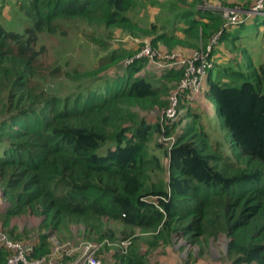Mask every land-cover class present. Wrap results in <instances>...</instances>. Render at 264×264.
<instances>
[{"label": "trees", "instance_id": "trees-1", "mask_svg": "<svg viewBox=\"0 0 264 264\" xmlns=\"http://www.w3.org/2000/svg\"><path fill=\"white\" fill-rule=\"evenodd\" d=\"M146 1L31 0L33 26L19 33L0 24V190L8 203L5 214L40 219L35 256L48 252L50 234L72 235L74 227H82L86 238L107 243L132 240L140 229L151 235L150 246L173 237L199 245L223 236L231 264H264V65L254 67L247 49L241 61L232 57V64L214 74L210 69L205 77L206 95L214 101L230 151L220 148L225 142L213 146L206 133L191 128L176 133L165 151L166 168L157 157L147 156L152 127L132 107L158 105L160 96L172 90L170 83L181 79V69L160 71L169 85L157 88L135 75L144 59L125 65L129 56L112 52L94 74L119 61L124 73L104 92L85 87L63 94L55 78L78 82L84 73L73 75L60 65L41 63L47 49L38 45L39 37L54 29V20L94 21L100 13L107 25L127 26L128 12ZM208 1L244 9L254 2L188 0L178 9L169 3L177 11L174 17L185 22L184 34L198 40L202 27L207 41L222 30L216 43L227 33L220 14L200 8ZM228 35L231 43L240 38ZM167 37L162 33L155 41ZM213 52L214 45L210 60ZM156 131H161L159 125ZM100 148L106 152L100 154ZM123 251L112 250L117 264H149L137 247ZM6 255L0 249V264Z\"/></svg>", "mask_w": 264, "mask_h": 264}, {"label": "rangeland", "instance_id": "rangeland-1", "mask_svg": "<svg viewBox=\"0 0 264 264\" xmlns=\"http://www.w3.org/2000/svg\"><path fill=\"white\" fill-rule=\"evenodd\" d=\"M30 1L0 0V24L9 31L19 33H22L27 27L33 26ZM149 1L152 0H148L145 5L141 4V7L128 12L130 24L127 26L107 25L101 20L100 13H96L97 20L94 21L78 17L63 21L54 20V29L40 34L38 45L43 44L47 49L46 56L41 60L44 66L60 65L64 71H68L73 75H76L75 72L78 74L84 73L85 75L78 82L71 80L69 77L66 79L55 78L54 82L60 85L59 93L79 92L85 87L104 92L106 85L108 83L112 84L114 79L123 72L122 61H119L112 69L94 74L101 59L112 52L117 55L126 53V56L130 57L144 45L150 44L162 51L178 52L187 60L191 59L194 53H205L216 33L205 41L201 27V37L199 36L198 40L187 36L183 32V23L185 22L174 17L177 11L174 12L168 8L169 3H174L175 9L186 7L188 0H157L158 3H149ZM200 8L220 14L222 16V28L226 29L227 33L226 39L212 44V46L214 45L213 59H211L213 72H220L232 64V57L241 61L243 49H247L251 53L250 57L254 67L264 65V23L261 22L264 16L254 15L245 22H240L243 24H229V18L236 14L242 15L241 12H235L239 9H234H244L241 5L231 8L217 1H208L200 5ZM231 32L240 37L234 43L228 41L230 40L228 33ZM162 33L168 34V41L156 42L155 40ZM144 63V67L135 74L136 76L146 78L157 88H165L169 85L166 79L160 77V71L148 59H144ZM173 70L177 71L179 69L175 68ZM181 70L184 73V70ZM179 83L180 80L176 83H170L173 86L170 93L167 95L163 93L160 96L159 99L162 100L164 106H160L161 101L158 100V105L151 109L143 110L132 107V110L143 116L152 127L146 144L147 156L160 159L164 168L167 166L165 151L173 145L174 140H176V133L179 135L191 128L206 133L210 137L213 146L225 142V147L222 148V144H220V148L225 153L230 151L226 146V133L223 129L221 130L217 112L214 108V101H211L208 96H203L201 99L204 93L200 90L194 98L201 99L198 105H195L197 102L193 100V97L186 99L184 93L180 92L182 98H179L176 117L168 118L165 115L170 98ZM76 85H79V88H76ZM204 88L205 83L202 90ZM181 99L183 102L186 100V102L184 104L180 103ZM158 125L161 129L160 132L156 131ZM167 125L168 127H166ZM98 152L103 154L106 152V148H100ZM161 178L166 180V175L161 174ZM7 206L8 203L3 198V193L0 190V232L14 240L36 246L39 243V235L42 233L38 230L40 219L29 214L20 217H7L5 214ZM117 229L120 230L122 227L118 226ZM118 232L117 237L121 238L122 236ZM83 233L82 227H75L72 228V235L68 231H64L65 237L61 236V233L50 234L47 241L49 250L44 254L54 253L56 247L65 243H69L72 247L86 243H97L94 239L86 238ZM132 236L134 240L132 239L131 243L126 246V252H128L130 246L137 247L149 264H231L226 256L228 239L223 236L217 240H210L199 245H191L183 238L179 240L180 238L173 237L167 241L159 240L156 246H150L151 235L143 233L140 229H135ZM123 240L116 239L113 243L105 241L100 243L98 256L102 264H117L112 257V250H122L120 247L124 249L123 246L119 245ZM57 257L60 261L68 260L66 257H60L59 254H57Z\"/></svg>", "mask_w": 264, "mask_h": 264}, {"label": "built area", "instance_id": "built-area-1", "mask_svg": "<svg viewBox=\"0 0 264 264\" xmlns=\"http://www.w3.org/2000/svg\"><path fill=\"white\" fill-rule=\"evenodd\" d=\"M239 9L242 15H234L229 18V24H237L245 22L248 18L254 15L264 16V0H255V2L248 8H234ZM218 31L213 37L211 44L206 48L205 53H194L191 59H185L180 53L174 51H162L150 44L141 47L134 55L126 58L123 63L130 64L135 60L148 59L156 69L159 71H167L172 68L183 69L180 83L170 98L168 108L165 110V115L168 118H174L177 114V106L179 105L180 92L184 93L185 98H196L199 90H202V83L207 73L211 69V60L208 55L211 51L212 44L216 43L221 34ZM187 92V94H185ZM180 238L181 237H177ZM101 242L96 244L86 243L80 246L72 247L69 243L61 244L56 247L55 252L51 254H43L39 256L33 255L34 245L25 244L20 240H14L6 234L0 232V249L7 252V255L2 264H102L99 258V248ZM131 243V239L123 240L119 243L124 247ZM66 257L67 261H60L57 258Z\"/></svg>", "mask_w": 264, "mask_h": 264}, {"label": "crops", "instance_id": "crops-1", "mask_svg": "<svg viewBox=\"0 0 264 264\" xmlns=\"http://www.w3.org/2000/svg\"><path fill=\"white\" fill-rule=\"evenodd\" d=\"M212 73L214 74V72H212ZM204 83H205V88H204L203 90H201V92L204 93V94L201 96V99L203 98V96H205V97L207 96V95H206V79L203 81L202 86L204 85ZM201 99H200V98L197 99V100H196L197 104H195V105H198V104H199L198 102H200ZM209 99H210V98H209ZM209 99H208V100H209ZM210 100H211V99H210ZM210 100H209V101H210ZM209 101H207V102H209ZM33 217H34V216H33ZM74 228H75V227H74ZM230 263H231V262H230Z\"/></svg>", "mask_w": 264, "mask_h": 264}]
</instances>
